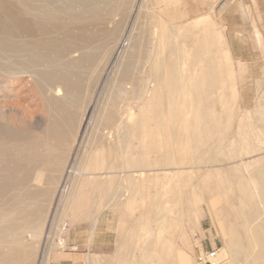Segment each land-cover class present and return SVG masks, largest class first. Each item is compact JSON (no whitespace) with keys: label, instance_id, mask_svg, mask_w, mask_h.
<instances>
[{"label":"bare ground","instance_id":"6f19581e","mask_svg":"<svg viewBox=\"0 0 264 264\" xmlns=\"http://www.w3.org/2000/svg\"><path fill=\"white\" fill-rule=\"evenodd\" d=\"M133 3L0 0V82L7 88L29 76L33 81L28 86L43 103L46 116L44 127L33 136L20 126L0 125L1 243L8 235H14L16 243L20 229L30 230L31 239L40 237L42 209L30 203L37 196H51L58 182L56 203L67 217L83 209L80 200L89 187L94 194L119 195L142 184H137L138 173L143 177L170 167L190 169L197 175L207 170L198 182L199 189L206 197L213 192L208 183L214 173L208 170L224 164L225 159L218 158L209 144L207 137L216 129L201 122L193 98L199 95L196 70L189 66L182 46L171 42L172 34L166 27L156 25L149 39L142 34L134 40V29L128 22ZM211 72L214 70H204L203 79ZM20 94L18 90L16 97L23 99ZM2 103L12 109L22 105L18 100ZM184 135L194 136L193 145H183ZM83 141L91 144L94 152L79 170L76 166L80 161L77 164L76 155L68 158L66 148L80 147ZM21 146V156H10L11 150ZM42 147H46L45 153L37 151ZM253 148L251 153L231 148L228 154L224 150L220 153L232 159L241 152L249 155L262 151ZM155 151L162 154L150 159ZM249 169V175L237 183L245 184L241 190L228 177L216 186L232 192L231 200L242 219L235 221L236 230L224 226L229 264H264V157L252 162ZM105 176L107 180H100ZM112 183L120 186L114 190ZM28 184L34 189H27ZM184 195L186 207L192 208L190 201L197 188ZM2 198L14 199L12 206L2 205ZM209 206L214 211V202ZM67 227L65 224L64 231ZM56 245L65 250L66 238L59 237ZM2 252L0 248V264ZM28 256L33 257L34 250L14 248L3 258L20 261ZM219 259L220 255L215 264ZM177 261L191 264L190 257L181 252Z\"/></svg>","mask_w":264,"mask_h":264},{"label":"rangeland","instance_id":"374dc122","mask_svg":"<svg viewBox=\"0 0 264 264\" xmlns=\"http://www.w3.org/2000/svg\"><path fill=\"white\" fill-rule=\"evenodd\" d=\"M133 4L128 22L134 29V40L142 34L149 39L156 25L166 27L172 34L171 42L182 46L189 66L196 70L199 95L193 98L201 122L206 128L216 129L207 137L209 144L218 152V158L225 159L224 164L208 170L214 173L208 183L213 186V192L206 197L199 189L198 182L207 170L197 175L190 169L170 167L148 172L143 177L138 173L137 184H142L135 190L124 189L119 195L94 194L89 187L80 200L83 209L73 214L74 217H67L56 203L58 182L51 196L40 195L30 203L42 209V222L38 225L40 237L31 239L30 230L21 229L16 243L14 235L4 236L0 241L2 264H179L180 252L190 257L191 264H200L199 255L213 250L219 251L218 264H229L224 226L234 230L235 221L242 219L231 200L232 192L218 190L216 186L227 177L239 183L242 176L249 175V165L264 157V0H134ZM78 56V53L73 55ZM206 69L214 72L203 79ZM31 81L29 76L23 77L13 82L12 88H5L0 82V125L20 126L33 136L44 127L46 116L42 112L43 103L28 86ZM18 90L23 99L16 97ZM13 99L22 105L12 109L2 103ZM83 111L84 108L80 110L81 115ZM192 139L194 136L184 135L181 140L183 145L191 146ZM76 146L66 148V155L68 158L76 155L80 166L74 164L80 170L94 147L87 141ZM253 146L260 148L261 153L241 152L240 157L232 159L223 156L230 148L251 153ZM22 149L23 146L11 150L10 156H21ZM222 150L224 153H220ZM37 151L45 153L46 147ZM56 152L59 154L60 150ZM160 154L152 152L149 158ZM103 178L100 180H107L106 176ZM244 185H238L240 190ZM110 186L116 190L120 185ZM26 188L34 189L31 184ZM194 188L197 195L190 201L192 208H187L184 194ZM13 201L2 198V205L11 207ZM210 202H214V211ZM59 237L66 238L65 250L56 245ZM14 248L34 250V256L20 261L5 260ZM180 260L185 261L181 256Z\"/></svg>","mask_w":264,"mask_h":264},{"label":"built area","instance_id":"2783aa9c","mask_svg":"<svg viewBox=\"0 0 264 264\" xmlns=\"http://www.w3.org/2000/svg\"><path fill=\"white\" fill-rule=\"evenodd\" d=\"M218 257V250H213L211 252H202L198 257V261L200 264H215Z\"/></svg>","mask_w":264,"mask_h":264},{"label":"crops","instance_id":"0c3cea01","mask_svg":"<svg viewBox=\"0 0 264 264\" xmlns=\"http://www.w3.org/2000/svg\"><path fill=\"white\" fill-rule=\"evenodd\" d=\"M108 246V245H107ZM103 248V246H101ZM101 248V249H102ZM65 256H57L56 258H64ZM90 260V259H89Z\"/></svg>","mask_w":264,"mask_h":264}]
</instances>
